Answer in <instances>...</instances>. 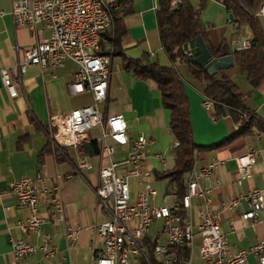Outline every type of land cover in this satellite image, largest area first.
Wrapping results in <instances>:
<instances>
[{"label": "crops", "instance_id": "crops-1", "mask_svg": "<svg viewBox=\"0 0 264 264\" xmlns=\"http://www.w3.org/2000/svg\"><path fill=\"white\" fill-rule=\"evenodd\" d=\"M13 1L0 0V70L5 68L15 77V46L27 47L40 40L38 31L42 28L39 25L38 31L31 33L24 27H14L10 15ZM187 1L194 7H201L199 17L206 45L217 47L223 39H227L234 48L237 40L234 20H229L228 12L220 1L203 0L201 6V0ZM156 6V0H133L132 11L124 18L127 32L121 38L122 54L109 55L107 98L98 103L97 107L102 118L121 114L126 123L127 135V143L124 145H116L106 139L105 143L113 146L110 156L101 150L98 142L101 133L99 127L86 133V143L94 140L98 142V154L86 155L78 147H65L61 156L56 158L48 151V143L50 149L55 148L50 140V117L93 103L90 92L72 94L69 90L77 69L74 62L65 60L53 68L28 66L21 76L22 91L19 87L20 95L15 98L3 86L0 75V264H92L94 253L103 245L102 239L96 234L95 225L105 218L95 194L99 185L98 171L107 167L111 161L125 159L133 141L140 134L146 139L144 159L139 176L129 178V201L134 202L146 184H150L156 191L152 200L156 206L169 205L177 198L168 179L157 176L171 169L174 164L175 139L168 125L169 111L162 107L159 91L153 82L136 78L131 70L122 66L124 57L137 59L144 53H148L152 59L155 57L161 65H168V62L162 64L163 58L159 56L161 46L156 27ZM42 35L47 37L49 32L43 29ZM250 38V32L246 33L244 39ZM103 47L106 51L109 49L105 39ZM113 57L118 59L114 60ZM179 65H176L178 72L189 85L184 81L194 141L208 145L224 140L236 130V124L227 110L213 116L212 108H205V99L201 95L204 82L195 80L190 73V78H185L180 70L182 66ZM235 66L233 60V65L219 70L216 77L227 75L242 92L246 110L264 119V78L257 86H252L240 68V74H228ZM250 148L256 151V163L251 175L238 183L240 177L235 157L247 153ZM82 160L87 162L88 167L79 166ZM212 162H216L212 175L198 180L204 194L191 199L186 215L196 232L200 224V212L218 213L220 231L225 234L231 249H247L256 240L264 238V208L254 221H248L241 217V213L247 209L245 201L234 209L225 206L233 197L245 195L253 188L264 190V132L253 128L248 136H240L197 153L191 173ZM190 174L185 179L186 190ZM20 177L33 180L38 197V214L42 218L39 235L24 232L17 227V221L26 218L27 210L17 205L15 196L8 193V188L13 180ZM54 186L58 187L54 193L63 204V221L52 219L53 209L48 192ZM151 225L155 229L150 234ZM162 226L160 220L152 222L141 239L149 253L150 244L145 238L155 243L156 240L160 244L165 243ZM67 227L77 231L72 244H68L64 237ZM45 236L47 241L43 239ZM10 239L53 248V253L46 257L37 248L26 259H16L11 252ZM199 246L200 236L195 233L188 248L190 264L203 263ZM256 263V257L250 254L246 264Z\"/></svg>", "mask_w": 264, "mask_h": 264}, {"label": "built area", "instance_id": "built-area-1", "mask_svg": "<svg viewBox=\"0 0 264 264\" xmlns=\"http://www.w3.org/2000/svg\"><path fill=\"white\" fill-rule=\"evenodd\" d=\"M117 0H14L10 15L14 27H24L31 33L38 31L40 40L27 47L15 46L16 76H11L5 68L0 70L3 86L12 98L18 97L21 76L28 66L37 65L41 68H53L65 60L77 66L73 74L69 90L72 94L90 92L93 103L70 110L64 114L51 116L49 119L50 140L57 148L79 147L86 143V133L94 127L101 129L98 142L101 150L109 156L113 146L106 144L110 139L116 145L127 143L126 123L121 114L102 118L97 104L107 98L110 56L100 51L101 34L107 31L105 11L112 10ZM264 15V0L260 7ZM43 29L49 32L43 37ZM250 47L248 39L235 40L234 49L243 50ZM23 93V92H22ZM205 99V98H204ZM205 108L211 102L205 99ZM242 118H246L242 114ZM146 139L140 134L132 143L127 157L120 161H111L107 167L98 171L99 185L95 190L98 206L105 218L95 225L96 234L102 239L101 249L94 253L92 264H152L148 250L142 245L141 239L149 225L157 220L163 222L162 234L165 243L156 240L152 248L158 264H190L188 258L189 244L197 233L200 236L199 255L202 264H246L248 256L254 255L256 264H264V238L256 240L247 249H231L225 234L220 231V216L215 212H200V224L197 231L193 230L189 219L188 237H180L177 198L169 205L156 206L152 203L156 196L155 189L146 184L143 191L137 194L134 202L129 201V178L139 176L141 162L144 159ZM177 146V142L174 143ZM239 173L238 183L251 175L256 163V151L250 148L243 155L235 157ZM216 162L193 171L187 178L188 207L191 199L203 196L204 190L198 180L209 178ZM80 167H88L85 160L79 162ZM120 170V173L117 171ZM54 186L48 192L51 196L53 220H64L62 202L56 197ZM8 193L15 196L17 205L27 210L24 220L17 221V227L24 232L39 235L42 218L38 214V197L29 177L13 180ZM245 201L247 209L241 213L244 220L254 221L264 208V190L251 189L245 195L233 197L225 206L227 209L237 208ZM76 230L65 228L64 237L68 244L76 239ZM44 241H47L45 236ZM11 252L16 259H26L38 248L44 256L53 253V248L34 246L22 240L10 239Z\"/></svg>", "mask_w": 264, "mask_h": 264}, {"label": "trees", "instance_id": "trees-1", "mask_svg": "<svg viewBox=\"0 0 264 264\" xmlns=\"http://www.w3.org/2000/svg\"><path fill=\"white\" fill-rule=\"evenodd\" d=\"M156 27L160 46L170 64L161 65L158 60L151 59L148 53L137 59H123V68L131 70L138 79L150 80L159 91L162 107L169 111V129L174 136L177 146L173 147L174 164L169 170L158 174L159 178H167L169 185L182 203L187 192L185 179L191 173L196 154L215 148L240 136H248L253 128L264 132V119L254 112L247 111L243 103V94L238 86L227 76L216 77L209 74L202 66L197 65L183 49V45L204 32L200 22L201 7L192 6L187 0H156ZM228 13L233 16L235 34L243 26L249 29L251 38L248 49L236 50L231 42L223 39L217 47L209 46L213 57L232 55L235 64L246 74L248 82L257 86L264 78V31L262 29L259 12L263 0H219ZM133 0H118V7L111 13V29L102 32L100 51L102 53L122 54L121 38L127 29L124 18L132 11ZM203 5L201 0L200 6ZM110 29V30H109ZM109 45L107 51L103 47V40ZM186 64L188 72L197 81L204 82L201 95L211 102L212 115L228 111L236 124V130L224 140L212 144H198L194 141L189 117V102L184 80L176 65ZM245 114L246 118H242ZM64 148L50 149L56 158L61 156ZM82 154L94 155L100 151L97 141H89L78 147ZM183 216L186 212L182 209ZM150 244V261L158 264L152 248L155 241L145 238Z\"/></svg>", "mask_w": 264, "mask_h": 264}, {"label": "water", "instance_id": "water-1", "mask_svg": "<svg viewBox=\"0 0 264 264\" xmlns=\"http://www.w3.org/2000/svg\"><path fill=\"white\" fill-rule=\"evenodd\" d=\"M228 18L230 21L233 20L231 13H228ZM183 49L197 65L202 66L211 75L216 74L219 70L228 69L233 65V58L230 54L213 57L200 34L184 44Z\"/></svg>", "mask_w": 264, "mask_h": 264}, {"label": "bare ground", "instance_id": "bare-ground-1", "mask_svg": "<svg viewBox=\"0 0 264 264\" xmlns=\"http://www.w3.org/2000/svg\"><path fill=\"white\" fill-rule=\"evenodd\" d=\"M117 7H118V0L113 5L112 10H106L105 11V24H106L107 30L112 25L111 13H112V11L117 9ZM177 202H178V212H180V214H179V234H180V237H188V234H189V217L187 215L183 216V214L181 213L182 209L185 212H187V210L189 209V207H188V187H187V192L183 198L182 203H179L178 199H177Z\"/></svg>", "mask_w": 264, "mask_h": 264}, {"label": "rangeland", "instance_id": "rangeland-1", "mask_svg": "<svg viewBox=\"0 0 264 264\" xmlns=\"http://www.w3.org/2000/svg\"><path fill=\"white\" fill-rule=\"evenodd\" d=\"M259 18H260V23H261V26H262V29H263V31H264V15L262 14V13H260L259 12ZM245 32V33H244ZM246 33L247 34H249V29L247 28V27H245V26H243L242 28H241V30H240V32L238 33V34H236V39H244L245 38V36H246ZM229 39H231V36H229L228 37ZM235 38H233V40H234ZM162 56V58H163V60L161 59V63L162 64H165V62H168V64H170V62H169V60L167 59V57L165 56V54H164V52L162 51V49L160 48V50H159V56ZM113 59L114 60H117L118 59V57H113ZM152 59V58H151ZM153 59H155V57L153 58ZM177 64V63H176ZM177 65H179V63L177 64ZM179 66H182V68H180V70L183 72V75H184V77L185 78H190V75H189V72L187 71V66H186V64H184V63H180V65ZM231 70H233V71H230V73H228V74H231L232 72H238L239 74H240V70H239V67L238 66H235L233 69H231ZM236 78L235 79H238L237 78V76H235ZM184 80V79H183ZM185 81V80H184ZM237 81V80H236ZM185 83H186V85H188L187 84V82L185 81ZM189 86V85H188ZM150 230V234L152 233V231L155 229V226L154 225H151L150 226V228H149Z\"/></svg>", "mask_w": 264, "mask_h": 264}]
</instances>
